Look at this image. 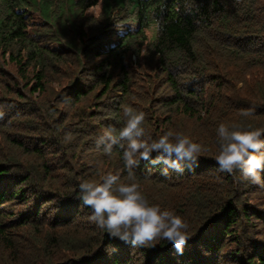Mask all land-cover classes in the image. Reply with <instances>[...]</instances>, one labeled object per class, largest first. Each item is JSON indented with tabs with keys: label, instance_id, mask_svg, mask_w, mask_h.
Segmentation results:
<instances>
[{
	"label": "trees",
	"instance_id": "1",
	"mask_svg": "<svg viewBox=\"0 0 264 264\" xmlns=\"http://www.w3.org/2000/svg\"><path fill=\"white\" fill-rule=\"evenodd\" d=\"M98 3L100 14L91 13ZM1 58L16 74L0 65V138L8 149L0 151V264H264V184L250 181L246 191L240 171L220 172L214 159L216 129L230 123L221 103L264 115V101L245 99L235 79L239 68L264 67V0H0ZM59 64L71 67L54 102L37 101ZM93 96L65 120L62 103ZM124 106L145 113L152 137L184 131L188 119L206 128L190 135L205 148L192 170L162 176L163 165L134 166L148 201L189 223L182 253L164 240L132 247L109 236L78 199L82 179L128 177L121 150L106 155L96 143L123 125ZM16 147L39 163L18 157ZM61 171L66 179L57 178Z\"/></svg>",
	"mask_w": 264,
	"mask_h": 264
},
{
	"label": "clouds",
	"instance_id": "2",
	"mask_svg": "<svg viewBox=\"0 0 264 264\" xmlns=\"http://www.w3.org/2000/svg\"><path fill=\"white\" fill-rule=\"evenodd\" d=\"M123 125L117 131L107 128L96 143L111 155L118 147L122 153L124 167L128 171L126 180L120 174H105L100 181L82 179L78 185V199L89 208L90 220L98 229L116 237L132 247H154L161 240L170 242L178 253L190 236L189 223L175 210L150 203L136 181L134 166L141 160L160 168L162 176L169 171L179 173L192 170L198 165L204 146L184 131L166 130L156 137L146 133L143 126L145 113L132 106H124ZM255 108L243 110L240 115L249 118ZM264 128L251 123L221 122L216 129L218 152L215 163L220 172L233 174L239 170L245 180L264 184ZM156 155L153 157L152 153Z\"/></svg>",
	"mask_w": 264,
	"mask_h": 264
},
{
	"label": "rangeland",
	"instance_id": "3",
	"mask_svg": "<svg viewBox=\"0 0 264 264\" xmlns=\"http://www.w3.org/2000/svg\"><path fill=\"white\" fill-rule=\"evenodd\" d=\"M101 6H102L101 3H98L92 9H90V12L100 14ZM2 62H4V61L1 58L0 59V65L3 68H5L6 71H7V68L11 69V72H9V73H11V75H14V77H15L16 72L14 71L15 70L14 66L6 65V67H5V65L3 66ZM70 67L71 66L68 64H59L57 67V68H59V71L57 70L56 73L48 75L49 77H48V81L45 83L44 93L41 96L40 95L34 96L37 99V101H40V102L43 101L45 103L48 101L54 102L55 94L57 92H59L62 83L67 79L68 74L65 73L64 70L66 71V69L70 68ZM237 72H238V74L235 76L236 87L239 90L240 94L242 96L249 97V98H245V99L250 100L254 104H259L260 106H263V101H264V67H257V68H254L252 70H246V69L239 68V69H237ZM19 80L21 81V79H19ZM33 83H34V81L32 82V84ZM12 96L14 97V95H12ZM93 99H94V96L92 99L85 100V101L78 103L76 105L69 104V103H62L60 105V108H62L63 111L66 113L69 112L68 117H66L65 120L67 121L68 118L73 119V116L71 113H74L77 110H81L82 107H88L93 102ZM224 103H221L220 106L222 105L221 108L226 109V105H228L227 112L229 114L226 117H229L230 123H239L240 121L237 119L236 115L240 118H241V115H240V111H237V109H236V106H238L236 104V101H234L230 104H227V103L224 104ZM246 103H248V102H245L243 100V104H246ZM242 119H243V117H242ZM245 119L247 120L246 121L247 123H251L254 127L264 128V115L256 116V117L251 116V117L245 118ZM185 123H187L188 125L185 126L186 130H184V131L186 134L191 135L192 137H200V136H202V133L206 130V128L204 126H201L200 124H196L194 120L191 121L188 119V120H185ZM72 138H73V136H68L66 141L70 142V141H72ZM2 142L3 141L0 138V151H1V154H6L8 152V149L5 146L2 147V145H1V144H3ZM79 149H81L85 154L88 152L87 151V145L84 144V142L79 143ZM15 150H16V155L18 157L25 158V155L21 154L19 147H16ZM95 154H98V153H92V154L88 153V155H89L88 159L93 160V158L97 157ZM111 158L112 159L107 158L106 161L99 159L100 160V162H99L100 166L107 169L109 167V165L107 164L108 160L111 161L114 159L116 161V155L115 156L113 155ZM25 160H32V161H34V163H39V161L35 160L34 154L26 157ZM57 178L66 179V176H64L63 172L61 171L57 174ZM57 180L60 181L59 179H57ZM94 180H96L95 177H94ZM246 181H249V180H246ZM249 182H244V184H243L242 188H245L246 191L249 190V187H250L249 184H251V182L250 183ZM154 189L157 190L156 187L148 186L146 184L145 185L142 184V190H144V191H149V190L153 191ZM172 192H173V189L170 190V192L167 193L166 195H164V194L163 195L167 196L169 198V196H171L173 194ZM159 194H160V196H162V190L161 189L159 190ZM248 196L249 195H247V198H248ZM252 196H254V197L252 198L251 203L254 202L256 199L255 195H252ZM247 198H246V201H247Z\"/></svg>",
	"mask_w": 264,
	"mask_h": 264
}]
</instances>
